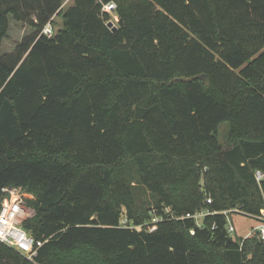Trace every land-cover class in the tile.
Returning a JSON list of instances; mask_svg holds the SVG:
<instances>
[{
    "label": "trees",
    "instance_id": "16d2710c",
    "mask_svg": "<svg viewBox=\"0 0 264 264\" xmlns=\"http://www.w3.org/2000/svg\"><path fill=\"white\" fill-rule=\"evenodd\" d=\"M72 1L0 0V200L32 194L21 224L44 241L33 259L0 242V264H264L222 214L119 226L163 206L264 216V0ZM11 20L30 32L2 52Z\"/></svg>",
    "mask_w": 264,
    "mask_h": 264
},
{
    "label": "built area",
    "instance_id": "2783aa9c",
    "mask_svg": "<svg viewBox=\"0 0 264 264\" xmlns=\"http://www.w3.org/2000/svg\"><path fill=\"white\" fill-rule=\"evenodd\" d=\"M106 10L114 8V3H109L104 6ZM42 34L47 36L53 35L52 27L47 23L41 30ZM256 181L259 183L264 173L256 170L254 172ZM2 198L0 200V242L9 247L17 250L25 255L28 259H33L37 255L38 248L44 243L41 240H35L23 227L22 220L24 219L26 204L25 197L32 194L27 193L20 186H3L1 188ZM206 203H211V198H206ZM241 214L250 217L256 221V225L252 228L251 232L243 238L248 237L251 233L255 232L257 236L264 243V216L244 213L237 208L225 210H211L207 207L195 210L193 212H186L182 215H174L170 206H163L161 209L151 207L150 219L143 224L134 225L128 221L125 216H122L119 221V226L127 227L130 229L141 230L146 228L148 232L155 230L158 223L165 219H193L197 228H203V219L206 216L222 214L225 217V230L229 236L235 232V226L232 223V214ZM195 228L189 230L190 234H194Z\"/></svg>",
    "mask_w": 264,
    "mask_h": 264
},
{
    "label": "rangeland",
    "instance_id": "374dc122",
    "mask_svg": "<svg viewBox=\"0 0 264 264\" xmlns=\"http://www.w3.org/2000/svg\"><path fill=\"white\" fill-rule=\"evenodd\" d=\"M72 2H73L72 0H64L62 7L64 9L67 8L68 6L72 5ZM108 12L110 13V21L113 22L114 25H116L117 23L116 13L112 9L108 10ZM53 20L54 21L51 27L53 32H55L60 27L61 18L59 16H55ZM29 32H30V27L25 22H18L11 20L8 35L3 40L1 51L2 52L11 51L15 43L18 42L25 34ZM229 129H230V125L229 123L226 122H222L218 126V139L219 142L224 147H227L231 143L229 139ZM135 197L137 204L139 206H148L154 200L153 196L149 193V191L142 186H137L135 188ZM25 207H26V211L24 218L29 217L34 213L31 207L27 205ZM231 220L235 226V232L232 234L233 238L244 237L245 235L249 234L252 228H254V226L256 225V221L254 219L241 214H236V213H234V215L232 214Z\"/></svg>",
    "mask_w": 264,
    "mask_h": 264
},
{
    "label": "water",
    "instance_id": "95a60500",
    "mask_svg": "<svg viewBox=\"0 0 264 264\" xmlns=\"http://www.w3.org/2000/svg\"><path fill=\"white\" fill-rule=\"evenodd\" d=\"M107 26L108 27H111L112 28V30H115L116 29V26L113 24V22H111V21H108L107 22ZM203 77H205V75H203Z\"/></svg>",
    "mask_w": 264,
    "mask_h": 264
}]
</instances>
